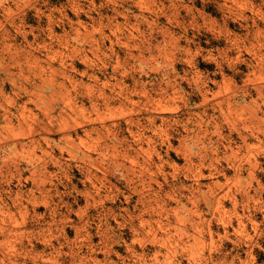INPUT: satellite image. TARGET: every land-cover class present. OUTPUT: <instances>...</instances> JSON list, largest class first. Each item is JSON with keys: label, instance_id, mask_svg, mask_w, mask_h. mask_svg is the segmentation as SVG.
Listing matches in <instances>:
<instances>
[{"label": "rangeland", "instance_id": "obj_1", "mask_svg": "<svg viewBox=\"0 0 264 264\" xmlns=\"http://www.w3.org/2000/svg\"><path fill=\"white\" fill-rule=\"evenodd\" d=\"M0 264H264V0H0Z\"/></svg>", "mask_w": 264, "mask_h": 264}]
</instances>
